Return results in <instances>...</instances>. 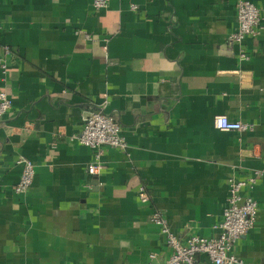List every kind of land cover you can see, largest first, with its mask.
<instances>
[{
  "label": "crops",
  "instance_id": "0c3cea01",
  "mask_svg": "<svg viewBox=\"0 0 264 264\" xmlns=\"http://www.w3.org/2000/svg\"><path fill=\"white\" fill-rule=\"evenodd\" d=\"M240 1L0 0V90L13 99L0 119V264H166L158 212L183 242L218 236L229 178L264 170V0H250L261 32L232 44ZM94 111L114 116L127 149L107 147L91 175L94 150L73 137ZM220 114L251 129L220 130ZM25 158L35 178L17 193ZM247 193L259 212L236 252L264 264V178Z\"/></svg>",
  "mask_w": 264,
  "mask_h": 264
},
{
  "label": "built area",
  "instance_id": "2783aa9c",
  "mask_svg": "<svg viewBox=\"0 0 264 264\" xmlns=\"http://www.w3.org/2000/svg\"><path fill=\"white\" fill-rule=\"evenodd\" d=\"M109 2L110 0H94L93 6L98 10L107 7ZM132 8L136 9L137 7L132 4ZM237 14L238 28L229 36V41L232 44H240L244 38L256 36L263 29L261 9L252 1H240ZM4 49L7 54L11 53L9 46L5 45ZM0 64L5 74L9 66L8 61L1 57ZM12 107L13 99L10 94L0 90V119L10 112ZM214 124L216 128L223 131L242 132L251 129V124L231 120L224 114L216 115ZM122 132V126L110 114L94 111L86 117L81 133L74 136L73 140L94 150V160L88 165L89 174H97L101 171L103 167L101 159L107 147L127 149ZM19 162L23 164V169L14 190L17 193H25L33 185L35 165L32 160L27 158L21 159ZM261 178H264V170H257L245 178L234 176L229 178V196L223 210V217L215 225L219 230L216 237L192 235L183 242L171 230L167 220L159 212L155 213L151 220L160 226L171 251L166 264H205L200 259L201 255L207 256L208 260L214 264H241L242 260L236 252V244L254 226L259 212L257 199L247 191L253 190ZM140 191L141 200L148 202L150 196L145 187H142Z\"/></svg>",
  "mask_w": 264,
  "mask_h": 264
}]
</instances>
